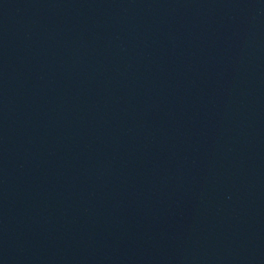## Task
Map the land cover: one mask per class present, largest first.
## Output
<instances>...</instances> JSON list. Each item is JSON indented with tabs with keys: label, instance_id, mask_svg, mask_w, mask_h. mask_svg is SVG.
Wrapping results in <instances>:
<instances>
[{
	"label": "water",
	"instance_id": "obj_1",
	"mask_svg": "<svg viewBox=\"0 0 264 264\" xmlns=\"http://www.w3.org/2000/svg\"><path fill=\"white\" fill-rule=\"evenodd\" d=\"M0 264H264V222L144 183L0 116Z\"/></svg>",
	"mask_w": 264,
	"mask_h": 264
}]
</instances>
